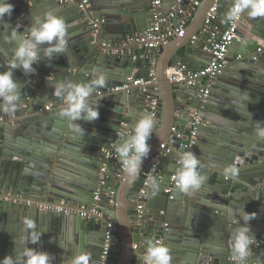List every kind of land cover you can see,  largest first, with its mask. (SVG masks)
Instances as JSON below:
<instances>
[{
	"label": "water",
	"instance_id": "95a60500",
	"mask_svg": "<svg viewBox=\"0 0 264 264\" xmlns=\"http://www.w3.org/2000/svg\"><path fill=\"white\" fill-rule=\"evenodd\" d=\"M137 1L143 5L135 7L134 13V0H90L85 9L78 2L60 0H0L14 6L11 16L6 14L0 20V72L8 70V61L19 44V40L6 39L14 28L27 37L34 19L48 12L68 24L64 52H54L49 59L44 56L48 45H40L41 59L32 65L34 74H25L19 67L12 70L20 95L13 114L0 112V261L11 257L12 264H26L25 252L32 249L47 252L49 264H73L74 257L81 254L89 256L88 264H148L147 249L161 239L169 249L170 264H237L232 259L234 237L247 223L251 229L248 235L256 240L250 246L247 264H264V243L257 244L264 240V135L260 134L264 131V50H258L264 40V18L241 17V23L250 25V35L239 30L241 39L232 42L227 57L232 62L234 50L243 57L240 70L233 76L227 68L204 95L201 90L206 89L205 82L191 87L172 83L167 68L180 58L182 47L208 54L206 63L211 59L202 40L191 44L190 39L202 28L213 0L201 1L184 37H175L159 49L145 50L150 56L144 59L138 57L141 49L136 46L117 47L116 41L110 40L113 30L120 41L126 42L129 36L152 26V11L148 9L151 0ZM190 1L163 0V15H169L173 6L189 5ZM232 3L222 4L224 15ZM120 4L126 16L116 21L112 11ZM98 18L106 21L94 26L92 22ZM152 59L157 65L156 83L106 92L126 81L144 60L150 63ZM147 73L145 69L140 72L141 76ZM99 74L105 76L106 86L97 91L94 86L89 98L91 106L98 107L99 118L71 121L62 114L68 107L67 85L91 83ZM57 82L66 86L60 98L53 95ZM222 87L227 95L220 94ZM99 90L104 94H97ZM94 100H98L97 105ZM48 103L53 108L46 109ZM195 110L205 120L197 125V142L192 149L200 161V184L187 193L176 189L170 199L165 189L178 167L179 156L186 150ZM144 116H152L155 122L151 140L147 141L150 151L137 177L129 182L124 172V179L117 180L113 176L116 168L109 167V177L101 185V168L106 163L99 152L101 146L123 143ZM73 124L83 131H77ZM174 126L183 136L169 154L161 157L162 162L174 165L166 171L161 165L163 178L141 196L137 180L161 150V144L170 140ZM99 189L103 216L98 220L54 214L11 199L19 195L90 207ZM11 191L15 195H10ZM245 213L254 214V218L246 222ZM26 219L35 221L36 227L28 228ZM110 223L118 230L107 242ZM37 232L40 239L32 243ZM56 240H64L65 245L59 248ZM46 241L55 244L44 246Z\"/></svg>",
	"mask_w": 264,
	"mask_h": 264
},
{
	"label": "clouds",
	"instance_id": "9594fccd",
	"mask_svg": "<svg viewBox=\"0 0 264 264\" xmlns=\"http://www.w3.org/2000/svg\"><path fill=\"white\" fill-rule=\"evenodd\" d=\"M13 5L10 3H0V20L7 14L9 17L13 11ZM249 19L264 18V0H233L231 9L226 13L225 21L236 23L243 15ZM68 24L62 17H59L52 12L43 15L42 18L36 17L33 26L30 28L27 37L21 36L17 29H13L10 37L6 39L19 40L13 58L8 61V70L0 72V112L7 115L13 114L16 109V104L19 102V92H17L18 84L13 78L14 69L22 68L25 74H34L36 69L32 67L34 63H38L41 59L39 55V46L46 44L48 47L44 49V56L52 59L54 52L61 53L66 50V35ZM55 41V43H53ZM106 86V78L103 74L96 76L91 83H69L65 102L68 105L62 110V114L67 115L71 121L84 119L85 121H94L99 118L98 107H93L89 103V98L93 91ZM65 84L57 82L54 85L53 95L57 98L62 97ZM98 104V100L92 101ZM154 119L152 116H144L137 120L132 134L123 142L116 143L115 151L118 153L122 168L126 173V177L131 180L135 179L140 171V166L143 159L146 158L150 151V146L147 141L153 133ZM77 131H83L79 125H72ZM264 135V131H261ZM199 159L191 152H186L181 159L182 172L176 173L177 190L187 193L190 187H197L200 184L201 176L197 171ZM235 171V169H234ZM149 184L156 187L155 178L149 179ZM155 194V193H154ZM254 218V214L245 213V221ZM28 228H35V221L26 219ZM250 226L241 227L235 237L233 244L232 256L233 260L239 264H247V260L251 255V245L256 242L254 236H249ZM40 239V234L34 233L32 243H37ZM26 264H49L50 255L44 251H35L32 249L26 250ZM89 256L81 254L74 257L73 264H88ZM148 264H170L171 256L169 249L163 243H152L147 249L145 256ZM0 264H12L11 257H5Z\"/></svg>",
	"mask_w": 264,
	"mask_h": 264
},
{
	"label": "built area",
	"instance_id": "2783aa9c",
	"mask_svg": "<svg viewBox=\"0 0 264 264\" xmlns=\"http://www.w3.org/2000/svg\"><path fill=\"white\" fill-rule=\"evenodd\" d=\"M61 2H78V6L81 9H85L90 6V0H60ZM181 2V0H178ZM202 0H191L188 7L186 5H175L173 6L169 15L164 16L161 5L163 0H151V11L153 24L147 30L133 34L128 37L126 41L127 45H133L141 49L152 51L159 49L161 46L168 44L175 37H184L186 34L187 23L190 20L193 12L197 10ZM230 0H213L212 5L209 7L204 24L199 33L193 35L190 39V43L193 44L200 39L205 43L204 50L211 54V59L202 68H195L185 60H178L175 64L170 65L167 68V77L172 83H178L186 87L195 86L199 83H206V89H202V93L207 95L209 87L212 81L218 76L222 75L227 65V57L230 51V45L236 39H241L239 36L241 18L234 24L231 21H227L224 26L221 21V16L224 13L222 4ZM104 19H97L92 22L94 26H98L103 23ZM107 47L113 48L112 43H106ZM264 43L258 48L262 51ZM114 52H119L115 50ZM147 56L145 52L142 56ZM158 80L157 72L155 69H151L147 75L137 77L131 75L127 77L121 85L111 86L107 88L106 92H112L116 90H126L134 86H146L156 83ZM208 84V85H207ZM104 90H99L97 94H104ZM51 105H46V109H51ZM153 108L156 111L158 108L157 99L153 101ZM154 115V113H153ZM198 110L193 111V120L190 122L192 128L190 136L187 137L188 144L186 150L177 161V169L171 175V183L165 189V192L169 194V198H173V192L177 189V178L176 173H180L182 170L181 159L186 152L191 151L196 144V137L198 134L197 125L204 122ZM207 123V122H206ZM183 133L178 132L177 127L172 128V134L168 142L161 144V150L153 158L151 163L143 171V183L140 187L139 193L141 196L147 194L150 187L149 179L155 178V180H161L164 175L163 168L161 167V157L169 154L175 147L173 144L177 142V139L182 138ZM99 152L103 155L106 163L101 168L100 184H104L109 175L107 174L109 167L116 168V172L113 174L114 178L121 180L124 175L121 162L119 160L118 153L115 151L114 146L103 145ZM11 199L17 204H25L26 206L37 208L42 211H50L54 214H78L82 218L86 219H100L103 216V211L100 208V189L96 190L94 203L92 206L87 205L74 206L62 200L60 203L44 202L33 198H23L21 196H11ZM140 205L139 208H142ZM168 224H166L167 226ZM118 228L114 224L110 223L109 230L107 232V242L115 236ZM157 243H163V240H158ZM264 240L261 239L257 242L258 245L263 244ZM108 245L106 244L105 253L108 251ZM137 245H134L136 247ZM239 264V262H237Z\"/></svg>",
	"mask_w": 264,
	"mask_h": 264
},
{
	"label": "crops",
	"instance_id": "0c3cea01",
	"mask_svg": "<svg viewBox=\"0 0 264 264\" xmlns=\"http://www.w3.org/2000/svg\"><path fill=\"white\" fill-rule=\"evenodd\" d=\"M105 1V0H104ZM117 1V0H116ZM114 2V1H113ZM132 5V8H133V12L134 13H136V9H135V7L136 8H139L140 6H142L143 4L142 3H140L139 1H137V0H134V3H132L131 4ZM151 6H148V9L150 8ZM186 7H188V5H186ZM127 10H129V9H127ZM104 10H102L101 12H103ZM126 12V11H125ZM196 12H197V10L196 11H194L193 12V15L191 16V18H190V20L188 21V23H187V26L190 24V22H191V20L193 19V17L195 16V14H196ZM112 15H114L115 16V19L114 20H116V21H118V20H122L126 15H123L122 13H124V11H123V9H122V4H120V6L118 7V9L116 8V7H114V11H112ZM225 15H224V13L222 14V16H221V23L224 25V26H226V24H227V22L225 21ZM106 20H104V22H105ZM103 22V23H104ZM145 25H146V23H145ZM111 27H112V25H111ZM201 27V26H200ZM203 27V26H202ZM113 28V27H112ZM114 28H117V27H114ZM121 27L118 25V29H120ZM249 28H250V25L249 24H245V23H240V30H242V31H247V33L250 35V33L248 32V30H249ZM202 29V28H201ZM201 29H199V31L201 30ZM114 31V33L112 32V34L110 35L111 36V39L110 40H112V41H116L115 42V44H116V46L117 47H123V46H125V44H126V42H124L123 40H119L118 38H117V36H119L118 34H116L115 32V30H113ZM109 33H111V31L109 32ZM120 37H122V36H120ZM200 41H201V39H200ZM202 42H204L203 41V38H202ZM263 43H264V40L261 42V44H260V46H262L263 45ZM259 46V47H260ZM263 50H264V48H263ZM262 50V51H263ZM144 52L142 51V50H139L138 51V57L140 58V57H143V59L144 58H146L147 56L145 55V56H142L141 54H143ZM180 54H181V56H180V58L178 59V60H185V61H187L188 63H190L193 67H196V68H199V67H201L203 64H205L206 63V60H207V57H208V54H205V53H199L198 51H197V49H191L189 46H187V47H182L181 49H180ZM187 54V55H186ZM139 55H141V56H139ZM150 55H148V57H149ZM233 57V61L232 62H229V61H227V65H226V68H225V70L227 69V68H229V72L233 75V76H235L237 73H238V71L240 70L239 69V64H240V61L241 60H243V57L241 58L236 52H235V50L234 51H232V56L230 57V58H232ZM138 59V58H137ZM153 60V59H152ZM177 60V61H178ZM174 64V63H173ZM143 69H145L147 72H149L151 69H155L156 70V72H157V65H156V60H153V61H151L150 63L149 62H146L145 60L143 61V64H142V66L141 67H138V68H136L135 70H134V72H133V74L132 75H135V76H137V77H140L141 76V74H140V72H141V70H143ZM225 72V71H224ZM228 72V73H229ZM208 85V84H207ZM220 94L221 95H227V89H225V87H222L221 89H220ZM66 103V102H65ZM46 105H51L52 107L51 108H53V104L52 103H48V104H46ZM152 137V136H151ZM151 137H150V139L148 140L149 142H150V140H151ZM153 160V158L151 159V161ZM151 161H149L148 162V165L151 163ZM147 165V166H148ZM162 165L164 166V171H166V170H168L167 168L168 167H173V165H174V163L173 162H171V161H166V162H162ZM124 176V175H123ZM124 178H122L121 180H123ZM143 179H144V176H143V172L141 173V175H140V177H139V179L137 180V182H138V184L140 185V187H141V185H142V183H143ZM10 195H15L12 191L9 193ZM33 199H35V198H33ZM49 202V201H48ZM45 244H44V246H47V247H49V246H54V244H55V242L53 241V243H51V242H49V241H46V242H44ZM56 243L57 244H59V248H61V246H63V245H65V241L64 240H62V241H60V240H56Z\"/></svg>",
	"mask_w": 264,
	"mask_h": 264
}]
</instances>
